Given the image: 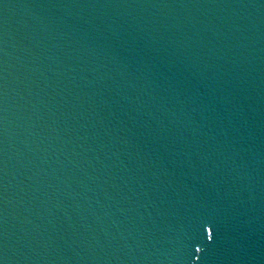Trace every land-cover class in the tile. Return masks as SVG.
Returning <instances> with one entry per match:
<instances>
[{
	"label": "water",
	"instance_id": "1",
	"mask_svg": "<svg viewBox=\"0 0 264 264\" xmlns=\"http://www.w3.org/2000/svg\"><path fill=\"white\" fill-rule=\"evenodd\" d=\"M0 264H264V0H0Z\"/></svg>",
	"mask_w": 264,
	"mask_h": 264
}]
</instances>
